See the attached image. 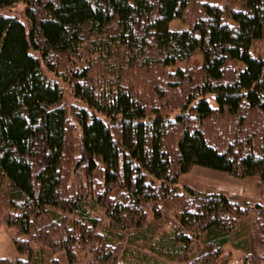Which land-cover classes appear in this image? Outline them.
Masks as SVG:
<instances>
[{
	"label": "trees",
	"instance_id": "obj_1",
	"mask_svg": "<svg viewBox=\"0 0 264 264\" xmlns=\"http://www.w3.org/2000/svg\"><path fill=\"white\" fill-rule=\"evenodd\" d=\"M263 24L264 0H0V224L27 254L0 264H218L226 243L264 264ZM194 166L261 201L178 188Z\"/></svg>",
	"mask_w": 264,
	"mask_h": 264
},
{
	"label": "rangeland",
	"instance_id": "obj_2",
	"mask_svg": "<svg viewBox=\"0 0 264 264\" xmlns=\"http://www.w3.org/2000/svg\"><path fill=\"white\" fill-rule=\"evenodd\" d=\"M209 1H217L220 3L223 2V0H209ZM20 8L21 5H18L16 10H20ZM183 25L184 23L179 19L172 20L169 23L170 27H174V26L181 27ZM257 47H258V53L262 56L264 60V24L262 25V40L259 42ZM199 62H200V56L195 55L194 57L191 58L188 64L189 65L199 64ZM147 91H148L147 89L144 90L143 94L145 96L147 95L146 94ZM68 93L69 90L67 91V94L64 96V101L66 105L69 106L70 108L68 109V114H69L70 112H72L71 108L73 107V103H77L78 101H74V99ZM205 97L208 99L210 104L214 105L216 103L213 94H206ZM66 162L67 161H65L64 164H66ZM78 180L83 182V179L81 177H79ZM254 181L255 178L253 176H248L245 178H234L222 171L213 170L206 167L194 166L188 172L179 176V182L177 184V187L179 188L184 185H190L199 191L222 192L228 198L238 202L261 201V197L255 188ZM96 188L98 189L99 187L97 186ZM0 206H1L0 208L4 207L3 197L1 196V192H0ZM97 215L100 216L101 215L100 212H98ZM253 217H254L253 215H249L248 217L242 219L239 222L238 232L241 234V236H244L248 232ZM169 229L170 226L168 225L164 227L165 231H168ZM135 232L136 231H132L131 234H134ZM138 232L139 231H137V233ZM126 246L128 247L130 252L128 254L129 256H131L136 251L137 252H141V250L147 251L148 248L147 241L146 240L144 241L140 238L129 239V241L126 243ZM38 249L41 248L34 245L32 254L37 253V255H39L43 261L44 260L47 261L46 258L47 251L38 250ZM0 256H4L11 259H14L16 257H27V254L19 252L18 249L15 247L12 241V229L8 228L6 225L3 224H0ZM53 257L59 260L60 263H64L67 260L64 252L56 253L53 255ZM160 260L165 264L176 263L175 261H167V259L163 257L160 258ZM218 264H246L244 252L238 250L237 248H234L230 243H226L223 247V252L218 258Z\"/></svg>",
	"mask_w": 264,
	"mask_h": 264
}]
</instances>
